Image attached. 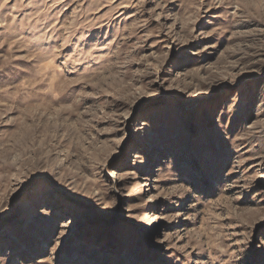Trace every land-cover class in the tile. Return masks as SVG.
Returning a JSON list of instances; mask_svg holds the SVG:
<instances>
[{
  "label": "rangeland",
  "instance_id": "374dc122",
  "mask_svg": "<svg viewBox=\"0 0 264 264\" xmlns=\"http://www.w3.org/2000/svg\"><path fill=\"white\" fill-rule=\"evenodd\" d=\"M0 264H264V0H0Z\"/></svg>",
  "mask_w": 264,
  "mask_h": 264
}]
</instances>
